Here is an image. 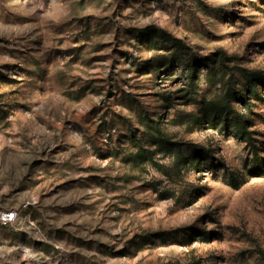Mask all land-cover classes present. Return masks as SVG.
I'll return each mask as SVG.
<instances>
[{
  "label": "rangeland",
  "instance_id": "obj_1",
  "mask_svg": "<svg viewBox=\"0 0 264 264\" xmlns=\"http://www.w3.org/2000/svg\"><path fill=\"white\" fill-rule=\"evenodd\" d=\"M244 70L264 78V0H0V264H264V80ZM229 88L247 133L205 106ZM147 123L187 162L130 161Z\"/></svg>",
  "mask_w": 264,
  "mask_h": 264
},
{
  "label": "trees",
  "instance_id": "obj_2",
  "mask_svg": "<svg viewBox=\"0 0 264 264\" xmlns=\"http://www.w3.org/2000/svg\"><path fill=\"white\" fill-rule=\"evenodd\" d=\"M146 30L152 31L159 34L165 39H169L171 44L175 48H188L183 40L173 37L165 30L160 27H148ZM167 37V38H166ZM189 49V48H188ZM210 59L209 57H203L200 55L192 54L190 61V69L192 77L190 79V86L195 88V73L197 72V65L205 64V61ZM244 78L246 82V87L248 91L255 92L256 86L259 82L264 80L263 76L260 73H251L247 70H244ZM238 94V95H237ZM239 92L236 89L229 88L227 94L225 95L224 101L210 100L205 103V106H209L210 111L217 114L218 117L223 118L225 122L230 123V120L233 121L237 129L242 133H247L246 123L248 122L241 113H238L232 106L231 101L233 98H240ZM231 116V117H230ZM147 134H144L143 139L138 141H132L133 147L137 148L136 153L129 159L130 161H153V154L157 151L166 152L169 155H173L176 158V163L187 162V157L183 154V149L181 143L171 141L159 128L157 125L146 124ZM143 140V141H142ZM146 145V146H145ZM196 147V145H195ZM153 148V149H152ZM209 151L201 147V150L197 153L195 162H207L210 158ZM195 164V163H193Z\"/></svg>",
  "mask_w": 264,
  "mask_h": 264
},
{
  "label": "built area",
  "instance_id": "obj_3",
  "mask_svg": "<svg viewBox=\"0 0 264 264\" xmlns=\"http://www.w3.org/2000/svg\"><path fill=\"white\" fill-rule=\"evenodd\" d=\"M17 220V212L16 211H2L0 212V224L2 225H10L13 224Z\"/></svg>",
  "mask_w": 264,
  "mask_h": 264
}]
</instances>
